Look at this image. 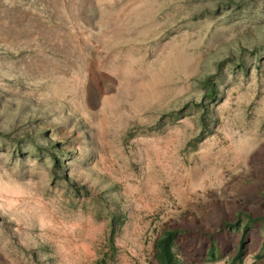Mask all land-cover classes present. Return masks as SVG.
I'll use <instances>...</instances> for the list:
<instances>
[{"label":"rangeland","instance_id":"374dc122","mask_svg":"<svg viewBox=\"0 0 264 264\" xmlns=\"http://www.w3.org/2000/svg\"><path fill=\"white\" fill-rule=\"evenodd\" d=\"M167 229L264 264V0H0V264H158Z\"/></svg>","mask_w":264,"mask_h":264},{"label":"trees","instance_id":"16d2710c","mask_svg":"<svg viewBox=\"0 0 264 264\" xmlns=\"http://www.w3.org/2000/svg\"><path fill=\"white\" fill-rule=\"evenodd\" d=\"M178 230H164L154 243L155 258L158 264H179L176 253L174 252V240ZM243 250L237 254L239 264L242 262ZM236 258L232 264H236Z\"/></svg>","mask_w":264,"mask_h":264}]
</instances>
